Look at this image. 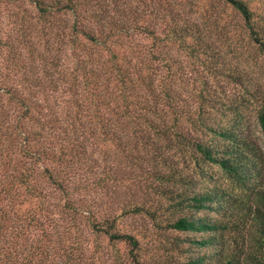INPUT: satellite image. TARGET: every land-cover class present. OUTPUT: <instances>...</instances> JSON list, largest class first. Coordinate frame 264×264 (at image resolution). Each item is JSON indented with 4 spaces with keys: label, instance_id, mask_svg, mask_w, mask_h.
Returning a JSON list of instances; mask_svg holds the SVG:
<instances>
[{
    "label": "trees",
    "instance_id": "16d2710c",
    "mask_svg": "<svg viewBox=\"0 0 264 264\" xmlns=\"http://www.w3.org/2000/svg\"><path fill=\"white\" fill-rule=\"evenodd\" d=\"M32 1L0 60V264H264V186L221 184L261 172L251 104L264 144V81L221 37L230 19ZM224 1L264 50V2Z\"/></svg>",
    "mask_w": 264,
    "mask_h": 264
},
{
    "label": "rangeland",
    "instance_id": "374dc122",
    "mask_svg": "<svg viewBox=\"0 0 264 264\" xmlns=\"http://www.w3.org/2000/svg\"><path fill=\"white\" fill-rule=\"evenodd\" d=\"M263 3L264 0H260ZM181 7H184L186 12L191 18L194 19H230L225 28L220 29L221 37L223 40H231L235 47H238L242 54L243 62H240L246 69L247 72H252L257 75L262 81H264V50L260 49L259 45L254 41V39L249 35V31L244 25L243 19L238 12L231 11V7L224 0H183ZM188 11V12H187ZM37 9L32 0H0V60H3L4 53L8 45L5 43H12L15 49L20 48L18 46V41L16 36H18L17 28L21 24L29 22H37ZM65 14L63 12H56L55 16H51L52 19H62ZM229 38H228V37ZM140 39L143 42H147V38ZM219 42V40H217ZM41 49H44L42 45H39ZM227 84V91L230 98L234 99L237 97L235 93L238 92L237 87L229 82ZM256 104H251L246 108V124L248 125V130L259 142L262 150V161H261V172L258 175L251 176V181H249L252 187H239L236 185L235 181L222 178L221 184H231L233 186V194L239 199H245L251 188H255L258 185L264 186V144L262 133L256 120ZM248 198V197H247ZM233 200V199H231ZM236 206H241L239 200H233ZM135 223L138 228H142L139 225L142 219ZM127 219L125 220V223ZM171 235L175 232L172 230L168 231ZM245 234V232H243ZM148 234V233H147ZM224 237L228 239L227 248L229 250H236L243 241L240 234L237 233L236 229H227L224 232ZM251 234H246V241L251 238ZM91 238V235L88 234ZM233 237V239H231ZM103 246L105 248V240L101 239ZM237 247V248H236Z\"/></svg>",
    "mask_w": 264,
    "mask_h": 264
}]
</instances>
